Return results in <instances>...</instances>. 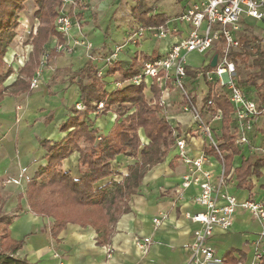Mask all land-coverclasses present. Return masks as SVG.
<instances>
[{
  "label": "crops",
  "instance_id": "obj_1",
  "mask_svg": "<svg viewBox=\"0 0 264 264\" xmlns=\"http://www.w3.org/2000/svg\"><path fill=\"white\" fill-rule=\"evenodd\" d=\"M116 2L89 0L88 5L91 4V8L79 14L82 22L80 27L76 26V20L72 17L73 26L68 35L63 37V42L59 44L57 38L50 37L45 44V53L54 51L56 46L64 47V52L45 60V64L35 70L33 77L37 78L36 88L19 95L5 96L0 102V183L7 196L5 214L13 216L9 227L11 239L22 241V246L14 257L30 264H202V256L195 255L191 250L193 233L197 225L185 217L187 213L201 210V207L192 202L198 191L191 186L185 191L183 199H178L175 195V189L180 185L182 176L187 173V168L178 160L173 145L163 162L145 173L136 194L128 201L129 211L120 215L109 226L106 245L101 246L97 243V232L90 225L69 223L54 238L51 234L53 220L30 212L25 199L20 201L22 211L16 210L18 194L25 192L27 182L34 178L39 168L47 164L41 143L48 141L54 144L66 136L65 132L60 131V126L74 116L73 109L80 102L78 72L91 58L89 53L105 54L115 45L124 42V35L127 33L124 31L126 28H119L122 21L115 24L111 20L118 12ZM35 10H32V18ZM26 13L25 8L19 16L22 45L18 39L14 40L13 47L7 53L10 58L7 62L11 64L13 73L5 81V87L17 80L32 50L30 43L23 44L24 38L29 39L30 34L35 33L38 24L34 21L28 22ZM174 13H177L174 9L154 13L166 14L169 17L166 23L168 29L166 39L144 37L136 44L129 43L119 55L118 63L127 68L135 57L141 58L142 54L148 56L162 54L168 45L186 30L185 24L175 21ZM132 19L136 28L139 24L134 17ZM250 23L254 22L244 19L242 31L250 29ZM259 24L258 30H261L264 36V22ZM146 43L154 46L150 45L149 50H143ZM89 44L93 47L92 51L87 49ZM14 56L19 61L15 60ZM137 61L140 62L138 59ZM107 68L102 71V81L105 83L106 92L110 93L116 88V81L124 80L117 73L106 75ZM199 88L205 89L206 86L199 84ZM192 90L194 96L200 93L199 89ZM171 102L174 106L170 111L173 119L180 123L183 130H190L191 117L181 112L177 93H171ZM195 102L198 103L196 98ZM205 119L210 122L207 115ZM92 121L93 128L98 130L99 135H106L114 125L116 115L108 112L105 116L94 118ZM211 125L215 128L221 144V122H212ZM230 126L233 132V119ZM147 143L148 141L144 144ZM189 145L194 157L205 155L203 169L211 172L213 182L220 176L223 163L226 178L223 190L238 200L264 199L263 172L261 177L251 176L247 179L249 188H240L235 175V170L244 160L250 158L255 161L264 157L261 149L264 147L262 146L264 136L261 138L256 128L249 133L248 145H238L235 142L238 150L236 154L233 155L230 148L221 150L222 162L203 139H192ZM227 156L231 157L229 166L225 165ZM78 157L77 153H73L62 163V169L69 172L74 179L80 177ZM138 161L140 158L135 160L120 155L111 162V165L118 166V169L115 168L120 178L117 182L127 174L128 167ZM106 180L98 186L112 179ZM154 218H160V225H154ZM262 234L264 224L250 213L239 210L229 230L220 228L213 230L209 244L214 256L209 264H250L257 249L264 255ZM137 240L149 242L146 252L137 246Z\"/></svg>",
  "mask_w": 264,
  "mask_h": 264
},
{
  "label": "trees",
  "instance_id": "obj_2",
  "mask_svg": "<svg viewBox=\"0 0 264 264\" xmlns=\"http://www.w3.org/2000/svg\"><path fill=\"white\" fill-rule=\"evenodd\" d=\"M29 0H0V102L5 96H15L29 92L30 79L38 68L39 54L50 37L57 38L58 43L63 42V36L54 28V21L60 11L62 0H32L37 5L34 18L39 23L36 33L30 34L29 40L32 50L28 62L19 72V77L10 86L4 83L13 73L11 66L5 62V55L15 38V31L19 26V16L24 10V3ZM132 16L142 27H164L169 20L166 14H153L139 1L131 11ZM261 22L250 23L249 27L260 28ZM250 36L239 38L241 47L231 55L237 65H246L251 59L250 66L255 69L246 76L245 86L238 79L237 83L249 98H256L264 102V36L262 31L251 33ZM28 44V43H27ZM219 50H216V53ZM50 51L48 58L59 55ZM154 55L142 54L143 62H149ZM140 62L137 58L127 68L115 63L107 68L106 75L117 73L124 81L135 77L140 71ZM210 69L209 65L201 69L187 68L188 79ZM80 77V102L85 106L82 113L73 109L75 114L66 123L60 126V131L66 136L51 144L48 141L41 143L45 151L47 164L39 168L33 179L27 182L25 192L18 194L17 211H22L20 201L25 202L35 215L51 218V234L54 238L69 223L90 225L97 232V243L106 245L109 226L122 214L129 211L128 201L136 194L145 173L153 166L163 162L165 156L173 145L174 138L169 123L160 114V109L149 107L144 97L146 84L127 85L115 88L107 93L105 83L97 76V67L89 59L78 72ZM152 94L158 98L160 90L153 84L150 88ZM210 98L208 94L204 101ZM104 101L106 106L96 118L106 115L110 108L117 106L114 114L116 121L106 135H99L93 128V121L89 119V111H95L96 105ZM215 107L221 110L220 150L230 148L233 155L238 152L235 145L236 136L231 130L232 106L225 97L214 98ZM132 110V111H131ZM131 111V112H130ZM142 130L147 144H142L138 131ZM77 152L78 169L80 177L74 179L69 172L61 166L64 160ZM140 161L128 167L127 174L121 181L110 180L98 186L104 180L114 175L111 162L118 156ZM226 166L231 160L225 158ZM264 173V157L252 161L244 160L235 170L238 186L249 188L247 179L251 176L261 177ZM42 178L40 182L38 179ZM45 178V179H44ZM45 180V181H43ZM1 214V204H0ZM13 216L0 217V264H30L25 260L14 257L21 248L22 241H14L10 237L9 227ZM262 264H264V259Z\"/></svg>",
  "mask_w": 264,
  "mask_h": 264
},
{
  "label": "built area",
  "instance_id": "obj_3",
  "mask_svg": "<svg viewBox=\"0 0 264 264\" xmlns=\"http://www.w3.org/2000/svg\"><path fill=\"white\" fill-rule=\"evenodd\" d=\"M89 0H62L60 11L55 19V29L66 37L73 26L72 17L76 26L80 27V20L76 15L87 10ZM244 19L253 22H264V0H200L186 9L175 21L186 25V30L180 37L168 45L164 52L149 62H143L139 73L130 80L115 82L116 88L127 85L146 84L144 93H152L150 88L154 84L160 90V96L153 94L147 101L148 105L157 106L163 118L169 123L174 138L173 148L178 160L185 165L187 173L182 176L180 185L175 189L178 199H183L184 193L194 186L198 194L192 202L201 210L187 213L185 217L197 225L194 231V240L191 244L193 253L202 256V264H209L214 256V251L209 244L215 228L229 230L235 214L246 211L264 224V199L238 200L234 195L223 190L225 185V169L222 163V172L215 182L212 181L210 171L204 170L205 155L194 157L191 153L189 141L195 138L203 139L216 156L223 161L220 150L219 138L212 122H221V110L215 107L214 98L225 97L232 106V119L234 124L235 142L238 145L249 144V133L253 131L258 120L264 118V102L256 98H249L237 83V67L232 60V53L241 47L237 33L241 30ZM177 32V31H174ZM144 37L164 40L168 37L166 26L142 27L138 25L134 33L126 40L112 47L104 54L102 64L97 68V76L102 77V71L119 61V55L124 47L131 43L136 44ZM91 45H87L90 49ZM58 46V50H61ZM219 52L216 53V50ZM217 54L215 67H210L212 57ZM192 55L202 56V62L195 64ZM209 65L210 69L200 72L196 78L188 79L186 70L201 69ZM190 82L193 89H199L203 98L210 94V98L201 104L195 102L186 83ZM204 84L206 90L199 88ZM37 86V78L33 77L31 88ZM180 97V110L191 117L192 128L183 130L180 123L175 121L170 111L173 108L171 93ZM105 102H99L96 110H102ZM77 110L84 107L76 104ZM210 118V122L205 119ZM155 226L160 225V218H154ZM264 235V234H262ZM261 235V236H262ZM137 246L144 252L149 247L147 241H136ZM263 252L257 249L250 264H262Z\"/></svg>",
  "mask_w": 264,
  "mask_h": 264
},
{
  "label": "rangeland",
  "instance_id": "obj_4",
  "mask_svg": "<svg viewBox=\"0 0 264 264\" xmlns=\"http://www.w3.org/2000/svg\"><path fill=\"white\" fill-rule=\"evenodd\" d=\"M91 1V0H90ZM117 2V4H118V12L115 14V15H113L112 16V18H111V20L115 23V24H117L118 23V21H122V23H121V26L119 27V28H126L124 31H125V34L126 35H124V41L126 40V38L128 37V36H131L133 33H134V31H135V27L133 26V16H132V14H131V10H132V8L135 6V3L137 2V1H139L140 3H141V5H143L146 9H150V11L154 14V13H156V12H158V11H167V12H169L171 9H174L175 11H177V13H174V16H175V18H177V17H179L181 14L180 13H182L183 11H185L186 9H188L189 7H191V6H193L194 4H196L197 2H199L200 0H116ZM26 8V15H27V18H28V22H32V21H34L36 24H38V26L36 27V30H37V28L39 27V23L37 22V20L34 18V14H33V18H32V10L33 9H36L37 10V5L35 4V2L34 1H32V0H29V1H27V2H25L24 3V9ZM91 8V4L90 5H88V8H87V10H89ZM35 10V11H36ZM24 11V10H23ZM22 11V12H23ZM21 12V13H22ZM20 13V14H21ZM35 13V12H34ZM93 13V12H92ZM76 18L77 19H81L80 18V15L78 14V15H76ZM80 22H81V20H80ZM82 23V22H81ZM81 23H80V25H81ZM170 25L172 24V21L169 23ZM20 25V24H19ZM54 28H55V21H54ZM36 30H35V33H36ZM257 28L256 27H251L250 29H246V30H243L242 31V29L237 33V35H238V38H241L242 36H250V35H252L251 33H257ZM34 33V34H35ZM15 34H16V36H15V38L13 39V41L11 42V44H10V46H9V48H8V50L10 49L11 50V48L13 47V45H14V40L15 41H17V39L19 40V42L21 43V45H22V41H23V37L22 36H20V34H19V26H18V28L16 29V31H15ZM31 34H33V33H31ZM33 34V35H34ZM262 36H263V33H262ZM26 39V37L24 38V43L23 44H29L30 43V45H31V42H30V40L29 39H27V40H25ZM48 42V41H47ZM46 42V43H47ZM58 42V41H57ZM60 44V43H59ZM121 44V43H120ZM120 44H118V45H120ZM150 45L153 47L154 45L153 44H150V43H146V44H144L143 45V50H149L150 49ZM24 46V45H23ZM32 46V45H31ZM151 47V48H152ZM44 50H45V46H44V48H43V50L40 52V54H39V61H38V67H42L44 64H45V60H48V59H50V58H48L47 59V55H48V53H45L44 52ZM90 51H92L93 50V47H92V45H91V47H90V49H89ZM54 51H56V53H63L64 52V47H62L61 48V50H58V46H56L55 48H54ZM110 51V50H109ZM123 51V50H122ZM156 51H157V48H156ZM9 51H7V53H8ZM157 53V52H156ZM155 53V54H156ZM89 55H91V60H92V62H93V64L94 65H96V67L98 68V66H101L102 64H100L101 62V60H102V58H103V56H104V54H102L101 52H98V53H96V54H94V52L93 53H89ZM15 57V60H17V61H19V59H16L17 57L16 56H14ZM42 57V58H41ZM157 56H155V58H156ZM5 62H6V64L7 65H9V66H11V64L10 63H8L7 61H9V56L6 54L5 55ZM137 59L140 61V69H141V67H142V63H143V59H142V57L141 58H138L137 57ZM191 59L192 60H194V63L195 64H200L201 62H202V56H197V55H192L191 56ZM26 64V63H25ZM24 64V65H25ZM250 64H251V59H249L248 60V62H247V64L246 65H244V64H237L236 65V67H237V79H238V81H239V83L242 85V86H245V80H246V76L248 75V74H250V73H252L253 71H255V69L253 68V67H251L250 66ZM11 68H12V66H11ZM23 68V67H22ZM21 68V69H22ZM13 70V69H12ZM33 78V77H32ZM32 78L30 79V83H31V80H32ZM102 78V77H101ZM103 79V78H102ZM117 82V81H116ZM186 87H187V89H189L190 91H191V94H192V96L193 97H195L196 99H197V101H198V103L199 104H201L202 102H203V100H204V98H203V94L201 95H196V96H194V92H193V88H192V84L188 81L187 83H186ZM246 87V86H245ZM36 88V87H35ZM31 89H33V88H31L30 87V90ZM152 95V93H149L148 91H146L145 93H144V97H145V100H146V102L147 101H149V97ZM178 101L180 102V97H179V95H178ZM179 102H178V104H179ZM77 104H80V105H82L83 107H84V109H82V110H77L76 109V105H75V107H74V109L77 111V112H79V113H82V112H84L85 111V106L83 105V104H81V102H79V103H77ZM148 105V104H147ZM105 106H106V104H105ZM149 107H155V106H151V105H148ZM177 106V105H176ZM174 107V106H173ZM180 108V107H179ZM104 109V108H103ZM103 109L102 110H96L95 109V111H89V119L92 121L94 118H96V116L99 114V113H101L102 111H103ZM117 109V106H115V107H113V108H110V111L109 112H112V113H114L115 112V110ZM132 111V110H131ZM130 111V112H131ZM74 114V113H73ZM160 114H161V112H160ZM75 115V114H74ZM105 116V115H104ZM255 128H256V131H257V133L261 136V138H262V136H264V118H261V119H259L258 120V123H257V125L255 126ZM138 135H139V138H140V141H141V143L142 144H144L147 140L145 139V137H144V134H143V132H142V130H139L138 131ZM262 146H264V145H262ZM261 149H262V151L264 152V147H261ZM75 153H77V152H75ZM78 154V153H77ZM113 162V161H112ZM113 165V166H112ZM111 166H112V169H113V171H114V175L112 176V177H109L110 179H112V180H116V182L120 179L119 178V174L117 173V172H115V168H117L118 169V166H116V164H112ZM61 168H62V166H61ZM109 178H107L108 180H106V181H109ZM41 179L42 178H39L38 179V182H40L41 181ZM45 179V178H44ZM43 181H45V180H43ZM6 198H7V196H6V193L5 192H3V190H2V184L0 183V204H1V214H0V217L1 216H5V215H8V214H5L6 212V209H5V200H6ZM11 216V215H10Z\"/></svg>",
  "mask_w": 264,
  "mask_h": 264
},
{
  "label": "water",
  "instance_id": "obj_5",
  "mask_svg": "<svg viewBox=\"0 0 264 264\" xmlns=\"http://www.w3.org/2000/svg\"><path fill=\"white\" fill-rule=\"evenodd\" d=\"M216 61H217V54H215L213 57H212V60L210 62V67L213 68L215 67L216 65Z\"/></svg>",
  "mask_w": 264,
  "mask_h": 264
}]
</instances>
